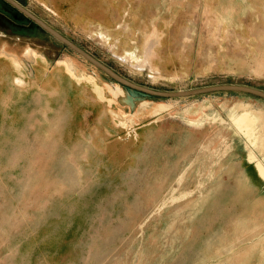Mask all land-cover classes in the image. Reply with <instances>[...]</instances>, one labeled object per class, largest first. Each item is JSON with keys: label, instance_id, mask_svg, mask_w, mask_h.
I'll list each match as a JSON object with an SVG mask.
<instances>
[{"label": "rangeland", "instance_id": "1", "mask_svg": "<svg viewBox=\"0 0 264 264\" xmlns=\"http://www.w3.org/2000/svg\"><path fill=\"white\" fill-rule=\"evenodd\" d=\"M17 1L134 83L162 91L230 83L264 90V0H131L127 32L114 35L86 31L32 0ZM150 39L151 67L125 61L128 48L140 57ZM0 46L20 57L23 72L31 64L36 70L32 91L20 93L9 81L13 68L0 61V264H184L174 250L177 215L162 204L159 158L146 157L142 143L100 153L88 147L76 134L74 94L57 91L42 75L57 64L73 75L77 66L93 85L92 74L107 82L117 103L127 97L124 86L35 26L1 22ZM230 95L252 94L185 96L171 100L170 110ZM235 118L241 129L253 130L248 108Z\"/></svg>", "mask_w": 264, "mask_h": 264}, {"label": "crops", "instance_id": "2", "mask_svg": "<svg viewBox=\"0 0 264 264\" xmlns=\"http://www.w3.org/2000/svg\"><path fill=\"white\" fill-rule=\"evenodd\" d=\"M32 1L58 19L72 18L86 31L106 29L113 35L127 32L123 24L133 7L131 0ZM0 61L13 68L9 81L17 91H32V64L23 72L20 57L2 46ZM70 74L57 64L45 69L42 77L57 91L64 87L74 94L81 141L98 147L99 153L119 143H142L146 157L159 158L162 204L170 216L177 215L180 241L174 250L186 258L184 264H264L263 97L199 98L171 110L173 102L153 101L150 107L131 110L117 103L108 83L94 74V85L82 79L91 74L77 66ZM161 104L168 107L160 109ZM246 108L253 130L244 131L235 122Z\"/></svg>", "mask_w": 264, "mask_h": 264}, {"label": "water", "instance_id": "3", "mask_svg": "<svg viewBox=\"0 0 264 264\" xmlns=\"http://www.w3.org/2000/svg\"><path fill=\"white\" fill-rule=\"evenodd\" d=\"M7 3L13 5L20 13L25 15L28 19L33 21L35 27L41 28L47 34H50L52 37L57 39L60 43L68 47L69 49H73L87 61L94 64L101 71L105 72L112 80L124 86L125 93L127 97H121L120 102L126 103L129 105L131 110H134L138 101L152 99L153 97L157 101L168 102L171 100H177L178 98H183L187 96H195L199 94H207L214 91H239V92H249L252 95L263 97L264 98V90H260L258 88L249 86V85H241V84H214L212 86H203L195 89H183V90H157L155 88H149L138 83H134L130 79L122 76L117 73L113 68L109 65L102 63L98 60L93 54L89 51H86L82 47H80L76 42L70 40L67 36L60 33L57 29H54L51 25H49L45 20L39 18L32 11H30L25 5L21 4L17 0H4ZM3 22L5 24H11L13 26H17L19 28L25 29L26 25L21 23H16L14 19L8 18L5 14L0 12V23Z\"/></svg>", "mask_w": 264, "mask_h": 264}, {"label": "bare ground", "instance_id": "4", "mask_svg": "<svg viewBox=\"0 0 264 264\" xmlns=\"http://www.w3.org/2000/svg\"><path fill=\"white\" fill-rule=\"evenodd\" d=\"M238 11V10H237ZM155 39V38H154ZM152 41L151 39L147 41L146 43V48L143 51V53L139 55L134 52L133 49L128 48L127 52L123 54L122 56L124 57L125 61H129L130 63H133L134 66L137 65L138 67H143L149 63L150 67L153 65L151 53L153 52V47H152ZM243 105V104H242ZM247 106V105H246ZM243 108V107H242ZM247 128H250V125L247 126ZM253 158V157H252ZM253 160V159H252ZM257 165V164H256ZM264 167V166H263ZM258 168V167H257ZM260 168V167H259ZM263 172V171H262ZM262 175V174H261Z\"/></svg>", "mask_w": 264, "mask_h": 264}, {"label": "flooded vegetation", "instance_id": "5", "mask_svg": "<svg viewBox=\"0 0 264 264\" xmlns=\"http://www.w3.org/2000/svg\"><path fill=\"white\" fill-rule=\"evenodd\" d=\"M0 12L5 14L8 18L14 19L16 23L26 25L25 28L34 27L33 21L28 19L25 15L20 13L13 5L4 0H0Z\"/></svg>", "mask_w": 264, "mask_h": 264}]
</instances>
